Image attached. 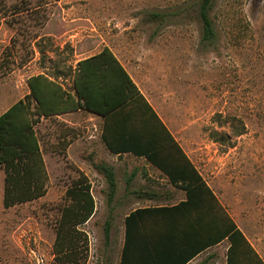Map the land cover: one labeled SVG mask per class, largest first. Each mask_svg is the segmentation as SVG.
I'll return each instance as SVG.
<instances>
[{
	"label": "rangeland",
	"instance_id": "1",
	"mask_svg": "<svg viewBox=\"0 0 264 264\" xmlns=\"http://www.w3.org/2000/svg\"><path fill=\"white\" fill-rule=\"evenodd\" d=\"M201 1L0 0V114L27 94L29 77L44 73L70 90L75 60L103 47L120 52L264 262V0H216L212 43L201 40ZM60 118L34 126L43 196L5 209L0 167V264H67L53 243L69 203L65 191L80 174L91 184L95 210L80 226L87 242L76 264H117L122 218L133 200L115 192L107 200L94 166L109 158L92 138V117Z\"/></svg>",
	"mask_w": 264,
	"mask_h": 264
},
{
	"label": "trees",
	"instance_id": "2",
	"mask_svg": "<svg viewBox=\"0 0 264 264\" xmlns=\"http://www.w3.org/2000/svg\"><path fill=\"white\" fill-rule=\"evenodd\" d=\"M215 1L202 0L198 7V17L202 24L201 40L203 42L212 43L216 37L215 28L209 16ZM152 16L159 17L157 14H152ZM27 86L28 93L0 114V167H3L5 172L2 198V205L5 209L37 200L45 193L46 172L34 128L41 118H49L76 110H84L106 117L127 109L129 110L130 123L128 125L130 127L135 130L142 128L147 131L146 128L149 123L151 122L152 127L154 122L161 131L166 133L169 141L173 144V140L169 137L158 116L139 94L134 83L107 47H103L96 55L76 63L70 90L63 89L46 74L29 77ZM132 112L136 115L134 120L130 115ZM127 117L125 118L127 119ZM101 139L110 153L121 154L127 152L135 156L143 155L153 163H156L155 156L157 153L154 149L162 145V142L156 139L149 149H141L135 142L116 148L108 140L104 130ZM68 144L69 141L65 145ZM94 167L106 180L107 200L109 202L113 198L116 187L114 173L111 167L105 164H98ZM158 167L164 169L160 165ZM194 174L197 186L186 189L187 197L185 201L171 208L154 210L185 216V211L201 207L197 203L205 205L206 213H208V210L217 208L218 211L222 212L224 219L230 223V228L234 234L231 240L234 236H237L245 244L242 233L236 229L233 221L227 216L215 195L195 171ZM65 197L69 200V203L61 210L55 231L53 250L61 262L76 264L79 250L87 242L86 234L80 229V226L90 220L95 210L91 184L83 174L72 181L71 186L65 191ZM146 211L135 210L125 216L124 245L119 264H127L126 249L128 243L135 239L138 233L134 225L135 218ZM201 215L203 216V214H198L199 218L195 217L190 221V227L196 231L199 230L201 222H204ZM104 235L106 239L109 236L108 223H106ZM177 238L178 236L173 231L168 232L166 236H162L163 240L172 245ZM218 239L220 238H208L204 245L215 243ZM249 252L251 257L241 256L240 262L242 260L244 264H264L252 249ZM193 253L184 257H177V259H170L176 262L174 264H185L195 255ZM155 264L172 263L169 262L168 258L156 255ZM227 264H232L230 252Z\"/></svg>",
	"mask_w": 264,
	"mask_h": 264
},
{
	"label": "crops",
	"instance_id": "3",
	"mask_svg": "<svg viewBox=\"0 0 264 264\" xmlns=\"http://www.w3.org/2000/svg\"><path fill=\"white\" fill-rule=\"evenodd\" d=\"M107 48L134 83L139 94H141L153 109L168 132L169 137L173 140L172 144L166 133L161 131L154 122L152 127L151 122L149 123V126L146 128L147 131L142 128L135 130L130 127L128 125V123H130L129 110L127 109L115 112L106 117L84 110H76L52 116L61 119L60 116L62 115L85 112L92 117L91 125L94 128V132L97 134V136L95 135L92 138H98L101 149L108 155V165L114 173L116 184L115 193H118L117 197L121 199L133 200L128 202H132L133 206L124 213L122 218L123 237L118 247L119 256L117 264L120 263L124 245V219L125 216L135 210L147 211L135 218L134 225L138 233L137 237L128 243V248L126 249L127 264H155L156 255H158V257L164 256L169 259L170 263L174 264L176 262L172 261L170 258L177 259V257H184L192 252H194L193 254L195 255L185 264H227L229 252L232 256V264H244L242 260L240 262V258L241 256L250 258V249L261 258L254 243L235 223L227 209L218 199V202L227 216L233 221L236 229L242 233L245 238V244L237 236H234L231 240L234 234L230 228V223L224 219L222 212L218 211L217 208H213L210 211L208 210V213H206L205 205L197 203L198 206L201 207L188 210L187 212L185 211V216L181 214H168L167 212L162 213L154 210L158 208H171L185 201L187 197L186 189L191 186H197L194 171L201 177L202 181L212 191L216 198L217 196L203 176L199 162L194 156L195 154L187 146L180 143L175 134L169 129L166 122L157 112L152 101L146 95L144 89L140 86L133 68L128 66V63L124 61L120 52L110 47ZM100 50L101 49L95 52L93 51L75 60L73 69L78 61L92 57L100 52ZM72 79L73 74L70 78L71 85ZM130 115L134 120L136 115L133 112ZM125 117H127V119ZM49 118H41L38 123ZM103 130L106 131L108 140L116 148L124 144L135 142L141 149H149V147H152L153 141L159 139L162 145L154 149L155 152H157L155 156L156 163L147 160L143 155L135 156L127 152L121 154L110 153L101 139ZM63 139L64 136L61 138L64 145L69 141V144L65 146L68 147L71 145V139L67 141ZM38 142L41 151L40 141L38 140ZM58 143L60 142L58 141ZM158 165L162 166L164 169H161ZM117 169L120 170V178L117 176ZM201 193L203 192L201 191ZM198 214H203L201 217L204 222H201L199 230L196 231L190 227V221L195 217L199 218L200 216L198 217ZM172 231L178 236L173 245L162 239V236H166L168 232ZM208 238L220 239L210 245H204L206 241H208Z\"/></svg>",
	"mask_w": 264,
	"mask_h": 264
}]
</instances>
